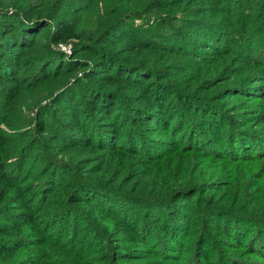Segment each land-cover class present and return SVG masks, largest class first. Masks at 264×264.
I'll use <instances>...</instances> for the list:
<instances>
[{
    "label": "trees",
    "instance_id": "obj_1",
    "mask_svg": "<svg viewBox=\"0 0 264 264\" xmlns=\"http://www.w3.org/2000/svg\"><path fill=\"white\" fill-rule=\"evenodd\" d=\"M162 1L156 0L157 5L169 9ZM215 1L222 14L232 20L230 31L219 22L201 18H185L179 20L180 24L174 18L159 19L148 26L137 24L136 19L148 9L136 2L126 8L127 0H117L104 12L100 3L107 0H0V126L12 127L16 121L27 123L23 108L30 111L35 106L39 126L35 136L44 137L68 153L71 147L81 153L104 150L109 163L117 152L141 159L129 172L138 188L134 190L133 186L130 192H124L90 178L82 179L78 174L81 167L78 170L72 164L52 162L51 157L44 156L35 204L25 203L17 208L21 213L7 216L3 210H13L18 204L13 202L7 207L6 201L31 191V178L25 177L21 165L34 163L36 160L31 158H37L39 153L33 141L18 145L20 142L12 139L8 147L12 155L5 154L4 158L15 155L19 161L14 165L5 159L4 166L0 164V216L6 214V219L17 227L41 220L45 225L44 243L80 260L90 256L92 248H86L88 244L96 249L100 236V249L107 250L103 257L110 264L124 256L140 255L133 245L178 264L187 258L191 264H245L236 254L213 249L215 243L204 230L195 238L190 254L183 257L185 240L194 223L192 211L196 210L190 203L202 190L194 185L196 180L190 178L194 169L184 159L163 164L178 151L199 153L204 159L236 161L261 158L264 153L261 137H245L248 133L243 124L231 119L215 103L184 90L188 86L193 88L192 94L201 93L204 82L200 84L198 77L203 73L198 72L197 64L215 63L217 56H227L222 71L231 65L239 79L230 94H249L252 98L262 94L264 98V0ZM205 13L200 12L201 16ZM81 24L84 27L77 31ZM74 37L73 55L67 57L57 45ZM120 45L123 46L118 48ZM207 47L215 52L200 51ZM180 56L191 59L184 81L169 64ZM45 100L47 103L42 104ZM58 104L67 112L55 117L51 112ZM215 109L220 110L221 118H227V122L220 123L222 130L217 129L211 114ZM158 128L172 130L177 141L175 137H152V130ZM25 132L22 137L29 131ZM41 157L42 154L38 159ZM144 162L147 166L160 163L151 171L154 177L157 175L156 186L147 190L142 187V176L148 168L144 174L132 170H140ZM6 169L8 172H3ZM65 175L72 180L65 183ZM186 176L189 183L181 184ZM219 184L212 182L211 189L216 190ZM12 185H16L15 190ZM141 187L144 191L138 193ZM213 201L199 204L206 207L201 213L213 223L207 230L223 235L221 245L236 251L247 244L259 245L251 251L264 260V216L259 219L219 208ZM89 212L92 217L93 212L115 217L124 231L135 234L139 229L140 242L130 240L126 242L130 245L108 246L107 234L103 228L95 227ZM48 226L52 233L47 232ZM112 227L117 229L116 225ZM24 237L0 241V253L18 249L20 241L29 240ZM213 256L215 262L208 261Z\"/></svg>",
    "mask_w": 264,
    "mask_h": 264
},
{
    "label": "rangeland",
    "instance_id": "obj_2",
    "mask_svg": "<svg viewBox=\"0 0 264 264\" xmlns=\"http://www.w3.org/2000/svg\"><path fill=\"white\" fill-rule=\"evenodd\" d=\"M107 1L108 2L106 3H100V9L102 12L113 7L114 4L117 3V0ZM127 2L128 3L126 4V8L136 2L140 3V7L144 6L146 9H148L147 13L142 18H138L135 21V23L145 26L151 24L153 25V23H156V21H158L159 19L168 18L176 19V24H180L179 20L185 18H201L214 20L216 22H219L223 27L226 26L229 31V28L233 25L232 20L229 18V16L226 17V15L222 14V11L218 9V1L216 3L215 0H163V4H165V6H169V9L167 7L158 6L156 0H127ZM201 10L206 11V13L203 15L206 17L201 16ZM82 27H84V24L77 25L76 30L80 31ZM195 37L199 39L202 38L198 35H195ZM75 41L76 38L74 37L70 38V41L68 42L58 43L57 49L64 52L67 57L72 56ZM211 42L212 41L210 40L209 43ZM214 45L218 46L217 44ZM122 46L123 45H120L118 46V48ZM200 51H207L208 54H210V52H215L211 47H207V50L205 49ZM180 58L174 57V59L170 61L169 64L174 67L172 71L182 77V80L184 81L183 76L187 74L188 71H186V68L190 65V63L187 62L191 61V59L183 56H180ZM228 58L229 57L227 56H217L213 59L216 60L215 63L205 62L204 64H197L198 72L203 73L198 77V80H200V84L204 82L201 85L198 84L200 85L199 90L201 91V93L192 94L194 92L193 88L188 86L184 88V90L190 95H198L202 98H206L207 101L215 103L217 107L221 111L225 112L227 116H230L231 119L239 121L241 124H243L242 128L246 131V133H248L245 135V137H251L250 135H258L263 140L262 144L264 145V98L262 97V94L259 95V98H252L249 94L238 96L230 94L234 91L233 86L239 79L237 80L235 78V70L230 69L231 65L228 66V69H225L224 72L222 71L225 66L224 64H226L225 61L228 60ZM237 66L241 65L238 63ZM194 78L190 80L193 81ZM74 79L75 78H72V81ZM182 86L184 87V85ZM59 92L60 91L55 92L53 97H56ZM48 100L51 101L52 99L49 98ZM48 100L43 101L42 104L47 103ZM138 104H141V102ZM37 109L35 106H33L30 111H28L29 109L27 108H23V111L25 112L24 114L26 116L23 120H28L27 123H20L16 121L15 123H13L14 126L12 127H8L7 125L0 126L1 166H4L5 159L6 161L8 160V163H13L14 165L19 161V157L15 155L11 158H4L5 154L12 155L8 149V147L12 144L9 141L12 139L16 140L17 142L19 141L20 143H18V145L33 141L35 143L36 150L39 151L37 158H31V160H36L34 163H23L21 165L24 168L23 174H25V177L31 178L28 182L30 183L31 191H25L24 194L20 195V198L12 197L11 200L6 201L7 207H11L13 202L18 204V206L14 207L13 210L11 209L12 207L10 209L5 208V211L3 210V212H5L7 216L21 213L19 211L20 209L17 208L26 206L25 203H30L32 205L35 204L33 199L37 197V190L40 187V178L42 177V175L40 174V169L45 160L44 156L51 157L52 162H59L62 164L64 163L66 165L72 164L78 170L81 167L78 171V174L83 177L82 179L90 178L94 182L106 186L108 185L111 188H118L124 192H130L133 186H135L134 190L138 188V185H134L136 179H130L132 177L130 176L129 172L132 165L134 166V164L141 161V159L131 155H122L121 152H117L113 155L114 157L112 162L109 163L110 159L106 157L108 153H104L106 152L104 150H89L86 151V153H81L78 152V148L71 147L68 149L70 150L68 153L66 150L61 149L60 147H56L53 142L45 140L44 137L35 136L37 128L39 127L36 123L38 119L36 117ZM220 110L215 109V111L211 113L213 114L218 124V130H222V126H220V123L227 122L226 117L222 116L221 118ZM66 112L67 109L64 108L63 105L58 104L54 105V109L52 110L51 114L56 117L58 115H63ZM21 117L22 115L18 118L20 119ZM3 131H5L6 133H4ZM25 131H29L27 132L28 135L22 137L21 134L26 133ZM45 136H49L48 133H45ZM151 136L161 140H171L175 137V141H177L176 135H173L172 130L158 128L152 130ZM36 139H38L39 141H37ZM67 139L69 138L67 137ZM65 144L67 145L68 143ZM258 150L259 149H256L255 151ZM251 152L253 153L254 151ZM41 154V159H38ZM262 155L263 156L261 158L236 161L229 158L214 159L213 157H207L208 159H204L205 157H200L201 155L199 153H184L178 151L173 155L172 158H169L165 160V162H163V164L169 165L175 163L179 159H184L194 169V172L190 175V178L192 180H196L194 185L201 187L202 190L198 196L196 195L193 197L192 200H194L195 202L190 203L192 207L196 208V210L192 211L194 223L191 226V231L185 240V247L188 250H184L183 257H186L190 254L195 238L202 230H204L205 232H208L210 234L212 241L215 243L213 244V249L218 251L221 250V252L226 251L234 255L236 254L238 257L243 258L244 260L242 261L246 262L247 264H261V262L264 263V260L255 255L256 253L254 251H251L253 249H258L259 245L254 244L249 247V245L247 244L243 247L241 246L240 248L242 249L239 251H236L235 248H229V246L227 247L226 245L222 246L221 243L224 244L225 240L223 239V235H221L220 233L209 232L207 230V228L211 229V227L209 226L213 225V223L209 221L211 219L210 217L208 219V217H205V215H203L204 213H201L206 207L204 205H199L201 201L214 200V204L218 205L219 208L237 210V212L241 214L255 215L257 218L261 219L264 216L263 152ZM122 156L123 158L121 159ZM83 158H85L87 162ZM141 164L142 165H140V170H136L134 168H132V170L144 174V172L148 168L145 175L142 176V178L145 177L142 187H145L144 190H147L151 186H156L155 177H157V175L154 177L151 171L157 165H160V163H153L149 166L144 165L148 164L145 162ZM171 166L172 165H170V167ZM3 172L6 173L8 171L6 169ZM68 177L69 176L65 175V183L69 182V180H72L71 177ZM212 182L220 183L216 190L211 189ZM28 183L22 182L23 185H26ZM185 183H189L188 176L184 177L181 184ZM142 187L140 188L138 193H142L144 191L142 190ZM12 188H14L15 190L16 185H12ZM93 213V216L95 218L92 217V213L90 212L88 214V217L91 216L92 219H94V223L97 225L95 227L103 228V230L107 234L106 237H108V246L111 245V243L130 245L132 243H126L130 242V240H133L134 243L140 242L138 240V237L140 236L139 229H136L135 234L132 232V230L129 232L124 231L122 227L118 225L117 219L115 217H110L109 215L104 214V212ZM6 214H3L4 217L0 216V228L4 230V233L0 235V241L14 237L25 238L24 236H26L29 240L20 241L18 245H20L21 247L16 246L18 248L16 250H13V248H11L7 249L5 253H0V264H110L108 259L103 257V254H105L107 250L100 249V236H97L99 238L97 239L99 243H97L98 245L96 246L95 250V246H90L89 244L86 246V248L89 247V250L92 248L90 253L86 252L89 253L88 255L90 256L87 257V259L90 260L75 259L71 258L70 256H65L61 251L59 252L54 247H51L44 243L45 236L42 234L43 232L45 233V225L41 223V220L37 221L35 225H32V222H28L17 227L11 223V220L6 219ZM114 225H116L117 229L115 227H112ZM30 226H35V229L32 230V227ZM119 228L123 231H119ZM47 232L52 233L53 229L51 228L50 230L48 226ZM91 239H93V237H91ZM147 248L148 247H146V249ZM133 249L140 250L137 251L140 255L124 256L122 257L123 259H121L120 261H115L114 264H178L174 263L171 260L163 259L160 253L152 254L149 251H141L144 249V247L133 245ZM93 250L96 252H94ZM208 261L215 262V256L211 257ZM179 264H191V261L189 262V258H187L185 260H182Z\"/></svg>",
    "mask_w": 264,
    "mask_h": 264
}]
</instances>
